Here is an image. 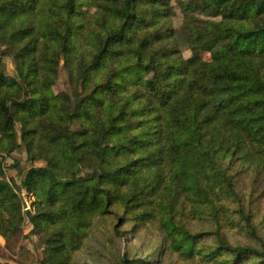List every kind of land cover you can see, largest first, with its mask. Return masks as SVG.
<instances>
[{"label":"trees","instance_id":"obj_1","mask_svg":"<svg viewBox=\"0 0 264 264\" xmlns=\"http://www.w3.org/2000/svg\"><path fill=\"white\" fill-rule=\"evenodd\" d=\"M172 4L0 0V235L24 225L3 169L23 146L28 163H47L21 185L39 204L29 221L46 247L40 264H71L114 205L122 225L156 224L187 259L264 264L263 242L238 247L218 234L207 248L185 223L221 228L233 203L240 228L257 236L229 170L238 154L264 161V0H178L179 31ZM62 65L74 100L54 90Z\"/></svg>","mask_w":264,"mask_h":264},{"label":"rangeland","instance_id":"obj_2","mask_svg":"<svg viewBox=\"0 0 264 264\" xmlns=\"http://www.w3.org/2000/svg\"><path fill=\"white\" fill-rule=\"evenodd\" d=\"M174 13L171 21L180 30L184 23L183 13L178 5V0H173ZM4 48L0 47V57ZM186 58L191 53L184 49ZM210 60L209 55H204ZM4 71L9 78L17 79V65L12 57H3ZM56 93L65 92L72 100L74 89L69 71L62 65L59 77L54 87ZM24 147L16 151L3 161L5 180L11 184L19 194L23 204L25 216L21 231L9 241L0 235V262L1 264H40L46 252V247L41 239V233L33 229L31 218L39 204L34 196L21 189L25 174L31 169H42L47 166L45 161L28 163ZM242 155L233 156L232 168L229 170L236 184V190L242 198L246 213H251V223L257 228V236L249 235L248 230L240 228L243 219L237 212L233 203L228 205V210L221 214L219 224L214 221H197L186 218L188 229L195 233L205 234L207 248H213L217 235L221 234L231 245L238 247H257L264 243V161L245 162ZM19 165L15 166L13 162ZM21 189V190H20ZM106 216H98L89 228L81 242V249L76 253L71 264H132V261L142 264H207L198 256L189 258L182 253L170 250L163 232L156 224L144 223L135 225L129 223L122 225L121 220L126 216L123 209L114 205ZM132 218V216H130ZM245 225V221H243ZM259 238V239H258ZM206 262V261H205ZM246 264H251L250 262Z\"/></svg>","mask_w":264,"mask_h":264}]
</instances>
